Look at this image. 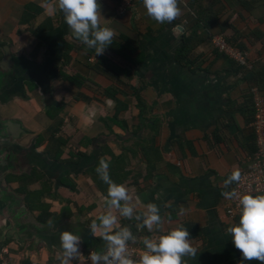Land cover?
Here are the masks:
<instances>
[{"label": "crops", "instance_id": "1", "mask_svg": "<svg viewBox=\"0 0 264 264\" xmlns=\"http://www.w3.org/2000/svg\"><path fill=\"white\" fill-rule=\"evenodd\" d=\"M98 3L113 40L131 43V62L111 48L106 61L93 59L63 14H48L41 0H0V264H61L63 231L82 237L84 257L73 264H91L89 252L103 243L89 228L107 195L95 170L102 156L134 203L139 196L137 214L147 203L159 207L166 222L155 234L187 228L198 249L188 264H238L226 229L240 217H228L221 193L254 153L246 97L253 83L212 38L223 34L264 64V0H181L180 16L164 24L142 0L123 16L116 0ZM185 35L188 60L180 55ZM120 222L138 237L130 245L153 235L135 219Z\"/></svg>", "mask_w": 264, "mask_h": 264}, {"label": "clouds", "instance_id": "2", "mask_svg": "<svg viewBox=\"0 0 264 264\" xmlns=\"http://www.w3.org/2000/svg\"><path fill=\"white\" fill-rule=\"evenodd\" d=\"M147 15L159 24L171 23L181 14V0H142ZM40 6L48 14L62 13L64 22L71 30V35L93 49L96 56H102L112 45L116 37L115 31L108 26V21L101 14L98 0H41ZM103 22V24H102ZM106 104L114 106V101L106 100ZM110 157L99 158L96 173L107 185V195L100 193L104 201V210L91 222L89 228L93 236L102 239L98 250L90 251L87 259L91 264H188V259L195 258L198 249L192 245L187 228L177 226L163 234L166 222L155 203L143 205L144 211L136 212L140 203L139 196L134 197L123 183H116L109 174ZM242 178L237 167L223 181V187L229 188ZM221 195L228 200H238L240 219L226 229L232 243L241 253V261H259L264 264V194L253 196L251 193L239 194L235 189L224 191ZM183 213V208H181ZM120 218L140 222L137 229H147L153 235L143 237L142 254L138 259L132 258L129 243L137 242V235L131 227L122 225ZM82 237L71 231L60 233L61 264H73L84 257L81 251Z\"/></svg>", "mask_w": 264, "mask_h": 264}, {"label": "built area", "instance_id": "3", "mask_svg": "<svg viewBox=\"0 0 264 264\" xmlns=\"http://www.w3.org/2000/svg\"><path fill=\"white\" fill-rule=\"evenodd\" d=\"M136 0H121L116 11L118 15L123 16L135 6ZM213 46L229 58L239 62L241 65L248 64V56L237 47L230 45L223 35H217L212 38ZM255 117L251 123L252 131L255 134L256 149L254 153L247 157L245 167L242 169L241 181L233 185L239 194L251 193L253 196L264 194V95L257 87L253 88ZM227 215L233 220H237L239 215L238 200H228L226 205ZM143 247L129 244V251L132 258L138 259L142 254ZM3 264H13L12 260H6ZM29 264H39L31 262Z\"/></svg>", "mask_w": 264, "mask_h": 264}, {"label": "trees", "instance_id": "4", "mask_svg": "<svg viewBox=\"0 0 264 264\" xmlns=\"http://www.w3.org/2000/svg\"><path fill=\"white\" fill-rule=\"evenodd\" d=\"M121 0H116V3L118 5V3L120 2ZM254 3H251V5H253ZM117 7V6H116ZM28 10H30V8L27 9V12L28 13ZM31 18H35L34 15L31 16ZM200 19H202L203 21L207 20L209 24H212V22H214V20H212L211 22V19L209 17H207L206 15V12H203V15H201ZM30 20V19H29ZM27 20V21H29ZM211 27V26H210ZM257 32H260V31H255V34ZM261 33V32H260ZM219 35H223V34H219ZM225 36V35H223ZM226 37V36H225ZM228 43L234 47H237L239 50H241L243 53H245V49L244 46L240 43L238 44L235 40L232 41L230 39H228L226 37ZM190 40V37H187L185 35V37L183 38V46H182V49L180 51V55H181V58L182 59H185V60H188V56L191 54V49L189 48V41ZM108 48H111L114 52L118 53V54H121V56L123 58H125L127 61L131 62L132 61V58H131V55L130 53L132 52V46H131V43L128 42L126 45H123L122 43H116L114 40L112 41V45L109 46ZM216 49V48H215ZM217 52L219 53L218 55H225L224 53H221L218 49H216ZM227 56V55H225ZM228 57V56H227ZM106 59H108L105 55H102L100 57V61H106ZM235 67H237V72L239 74L241 73H244L243 74V80L246 81L247 83H250L252 85H250L249 87V92L248 94L246 95V97H248V102H250V106H249V112H250V121L252 123V121L254 120V117H255V106H254V95H253V88L257 87L259 89V91L264 95V64L260 61H256V60H252V59H249L247 58L248 60V64L247 65H241L239 62L229 58ZM68 81L74 83L75 85H79L81 86V84H78V78L79 76H70V75H66L65 77ZM107 93V95L109 96H114V94L112 95V91L110 90H107L105 91ZM54 112L52 111H49L48 112V115L51 116V118H54L55 117V114ZM253 137H254V151L256 149V143H255V134L253 132ZM38 173V172H37ZM111 179L113 181H115L114 179V176H110ZM32 177H21V178H18L20 181H23V180H30ZM38 175H37V180H38ZM17 180V179H16ZM33 181V179L31 180ZM102 182V181H101ZM106 185V184H105ZM104 183L102 182L100 184L102 190L105 189V186Z\"/></svg>", "mask_w": 264, "mask_h": 264}]
</instances>
